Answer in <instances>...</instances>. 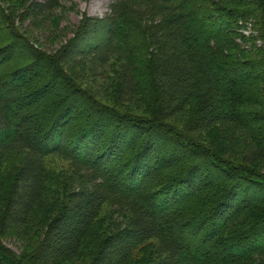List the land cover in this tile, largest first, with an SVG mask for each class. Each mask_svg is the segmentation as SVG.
Masks as SVG:
<instances>
[{
  "label": "trees",
  "instance_id": "16d2710c",
  "mask_svg": "<svg viewBox=\"0 0 264 264\" xmlns=\"http://www.w3.org/2000/svg\"><path fill=\"white\" fill-rule=\"evenodd\" d=\"M110 9L47 54L0 6V264H264V0Z\"/></svg>",
  "mask_w": 264,
  "mask_h": 264
},
{
  "label": "rangeland",
  "instance_id": "374dc122",
  "mask_svg": "<svg viewBox=\"0 0 264 264\" xmlns=\"http://www.w3.org/2000/svg\"><path fill=\"white\" fill-rule=\"evenodd\" d=\"M31 1L41 2L40 5L34 6V4L26 9L30 5ZM47 1V5L45 4ZM115 0H0V6L12 12L13 19L17 25V29L21 30L24 35L29 37V40L34 43V46L44 51L47 54L57 53L62 43H64L69 37L73 35L76 27L85 13L92 17H104L110 12L111 4ZM25 13L19 15L18 12L23 11ZM22 16V17H21ZM19 56L12 59L9 65H15L17 59L27 58L23 56L25 53H17ZM64 61V65L67 68H71L74 76L77 78L78 83L81 85L86 81L88 73H91L93 65L90 59H77ZM103 67V66H102ZM101 66L99 68H102ZM109 68L103 67L99 71H103L104 74L109 76ZM111 79L113 81V71L110 72ZM108 99V96H106ZM136 97H132L130 106L132 108H138V111L142 110L141 101L137 104ZM122 104V103H119ZM143 111V110H142ZM168 122L176 124L180 129L183 128V122L177 121L173 118H169ZM247 150H244L246 152ZM241 152V151H240ZM46 166L50 167L51 171H55L56 168L68 167V163L59 155L46 156ZM113 225L120 224L115 218L112 219ZM19 241L15 239H9L6 241V245L16 252H19ZM147 244L144 245L142 251H147ZM159 257H161L159 255ZM156 257H154L155 259ZM144 259V256L141 257ZM138 264H144V261Z\"/></svg>",
  "mask_w": 264,
  "mask_h": 264
}]
</instances>
